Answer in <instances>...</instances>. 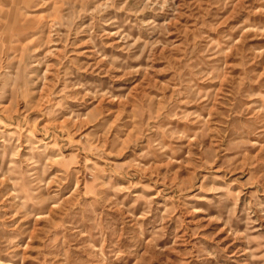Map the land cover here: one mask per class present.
Wrapping results in <instances>:
<instances>
[{
  "label": "rangeland",
  "instance_id": "374dc122",
  "mask_svg": "<svg viewBox=\"0 0 264 264\" xmlns=\"http://www.w3.org/2000/svg\"><path fill=\"white\" fill-rule=\"evenodd\" d=\"M0 264H264V0H0Z\"/></svg>",
  "mask_w": 264,
  "mask_h": 264
}]
</instances>
